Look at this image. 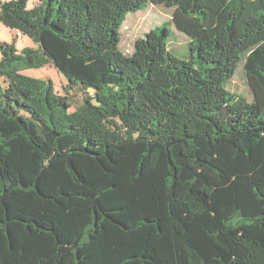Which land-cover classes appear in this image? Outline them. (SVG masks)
I'll return each instance as SVG.
<instances>
[{
	"label": "trees",
	"instance_id": "16d2710c",
	"mask_svg": "<svg viewBox=\"0 0 264 264\" xmlns=\"http://www.w3.org/2000/svg\"><path fill=\"white\" fill-rule=\"evenodd\" d=\"M32 3L0 0L39 45L0 43V264H264V0H171L130 56L149 0ZM48 65L85 91L73 111L22 73Z\"/></svg>",
	"mask_w": 264,
	"mask_h": 264
},
{
	"label": "rangeland",
	"instance_id": "374dc122",
	"mask_svg": "<svg viewBox=\"0 0 264 264\" xmlns=\"http://www.w3.org/2000/svg\"><path fill=\"white\" fill-rule=\"evenodd\" d=\"M39 2L40 0H33L31 5H37ZM179 14L177 7L172 5L171 0H149V5L145 10L127 14L126 20L120 28L121 37L119 47L125 55L130 56L134 52L135 44L139 38L144 37L150 30L155 29L166 22H171L175 18H180L181 16ZM173 30L174 33L169 40V46L172 53L181 59H188V43L190 39L184 33L177 31L175 27ZM0 43H15L19 52L26 47H39L38 44L27 36H22L18 39L17 32L9 29L1 22ZM2 56L0 49V60L2 59ZM22 73L39 79H51L55 85L56 91L61 95H65V88H69V80L65 75L60 73L54 65H48L41 69L24 70ZM228 87L236 93H250V88L247 85L245 76L244 64L239 66L236 76L228 83ZM83 92L85 91L80 92L78 88L75 90L69 88L67 95L73 104L71 111L81 105L82 96L84 94ZM88 92L91 94L92 90H89Z\"/></svg>",
	"mask_w": 264,
	"mask_h": 264
},
{
	"label": "built area",
	"instance_id": "2783aa9c",
	"mask_svg": "<svg viewBox=\"0 0 264 264\" xmlns=\"http://www.w3.org/2000/svg\"><path fill=\"white\" fill-rule=\"evenodd\" d=\"M21 37V36H20Z\"/></svg>",
	"mask_w": 264,
	"mask_h": 264
}]
</instances>
